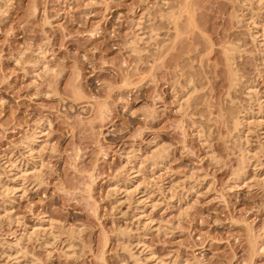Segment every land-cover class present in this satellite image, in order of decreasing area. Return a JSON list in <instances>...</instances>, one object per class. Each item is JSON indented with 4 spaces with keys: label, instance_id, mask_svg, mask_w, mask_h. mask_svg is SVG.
<instances>
[{
    "label": "rangeland",
    "instance_id": "obj_1",
    "mask_svg": "<svg viewBox=\"0 0 264 264\" xmlns=\"http://www.w3.org/2000/svg\"><path fill=\"white\" fill-rule=\"evenodd\" d=\"M263 58L264 0L0 3V264H264Z\"/></svg>",
    "mask_w": 264,
    "mask_h": 264
},
{
    "label": "bare ground",
    "instance_id": "obj_2",
    "mask_svg": "<svg viewBox=\"0 0 264 264\" xmlns=\"http://www.w3.org/2000/svg\"><path fill=\"white\" fill-rule=\"evenodd\" d=\"M259 2L260 1H262V0H258ZM250 21H249V23H250V26H252L253 25V29L254 28H256L259 24H258V20L259 19H255L254 17H250V19H249ZM258 28V27H257ZM253 29H251V30H253ZM256 30V29H255ZM257 31V30H256ZM257 34H259V33H256L255 31H253L252 32V37L255 39V38H258V36H257ZM251 35V34H250ZM264 59V58H263ZM49 71V70H48ZM248 89L250 88V87H247ZM250 92H252V91H255L253 88H250V90H249ZM249 92V95L251 94ZM256 92V91H255ZM255 92H254V94H255ZM258 93L256 92V94H255V97H256V99H257V102H259V104L261 105L260 107H261V109H262V113H263V118L261 119L260 118V120H259V117H257L258 119V121H255L256 122V124L258 123L263 129H264V97H261V95L259 96V95H257ZM252 95V94H251ZM257 95V96H256ZM185 100V99H184ZM186 100H188V99H186ZM260 113V112H259ZM248 115V114H247ZM247 115L246 116H244V118L243 117H241V119H240V117H239V121L238 120H236V122H235V126H236V129L240 132V134H239V138L241 139V143L242 142H244V141H247L248 140V135H249V133H250V131H252L253 129H252V125H253V123L255 124V122H253V120H250L249 119V117H247ZM253 115H254V113H253ZM249 116H251L250 114H249ZM262 116V115H261ZM253 119V118H252ZM258 125V126H259ZM235 129V128H234ZM263 134H264V130H263ZM238 137V136H237ZM31 138L29 137V140H30ZM33 139V138H32ZM31 139V141H33ZM239 139V140H240ZM28 139H27V141H26V143H23V144H25L24 146L28 149V151L27 152H30V150H32V143L35 141H33V142H31V141H29ZM237 140V139H236ZM243 144H245V143H242V145ZM242 148H244L243 146H242ZM246 149V148H245ZM244 149V150H245ZM242 150V152H243V155H241L242 156V158H243V162H244V166H245V164H247L248 162H249V158L250 157H248L247 156V154H245V152L246 151H244L243 149H241ZM247 150V149H246ZM241 152V153H242ZM32 153V152H31ZM31 153H30V156H31ZM134 153V152H133ZM250 156V155H249ZM33 159V158H32ZM18 160H12L11 162H9L10 163V166H12L13 168H15L16 170L14 171L13 170V172H14V174H16V176H18L19 175V178H20V175H21V177H22V172L24 171V173H25V170H24V166L23 167H19V165L16 163ZM37 161V160H36ZM127 161L129 162L130 161V156H127ZM8 163V164H9ZM6 167V166H5ZM9 167V166H8ZM11 167V168H12ZM34 167V166H33ZM123 167V166H122ZM12 168V169H13ZM124 168V167H123ZM243 168V167H242ZM134 170V169H133ZM36 175H37V173H36ZM128 175V174H127ZM15 176V175H14ZM129 177V176H128ZM23 178V177H22ZM129 179V178H128ZM132 179V178H131ZM130 179V180H131ZM116 180H118V179H116ZM1 183V182H0ZM113 183V182H112ZM140 184V183H139ZM114 185V186H113ZM113 187L112 188H114V189H112V190H115L116 189V191H118L119 189L121 190V189H123L122 191L125 193V194H127V196H129L130 194H133V193H139V185L138 184H136V183H125V185H124V188L122 187V188H120V186L117 184V182H114L113 183ZM123 186V185H122ZM174 186V185H173ZM172 187V186H171ZM3 189V188H2ZM118 189V190H117ZM142 191V190H141ZM134 195V194H133ZM133 195H130V196H133ZM138 196V195H137ZM142 197V196H141ZM138 199H140V198H138ZM142 199H143V197H142ZM141 199V200H142ZM140 201V200H139ZM144 221V220H143ZM150 224V223H149ZM23 246H25V245H23ZM129 248V247H128ZM22 250V244L20 243H15V245L14 246H10V248H9V253L7 254L8 256H10L11 255V253H19L20 251ZM23 251V250H22ZM131 252V251H130ZM15 254V255H16ZM14 254H12L10 257L12 258V256H13ZM14 255V256H15ZM134 255V254H133ZM132 256V255H131ZM9 257V258H10ZM135 257V256H134ZM136 260V259H135ZM137 261V260H136Z\"/></svg>",
    "mask_w": 264,
    "mask_h": 264
},
{
    "label": "clouds",
    "instance_id": "obj_3",
    "mask_svg": "<svg viewBox=\"0 0 264 264\" xmlns=\"http://www.w3.org/2000/svg\"><path fill=\"white\" fill-rule=\"evenodd\" d=\"M4 2V0H0V3H3Z\"/></svg>",
    "mask_w": 264,
    "mask_h": 264
}]
</instances>
